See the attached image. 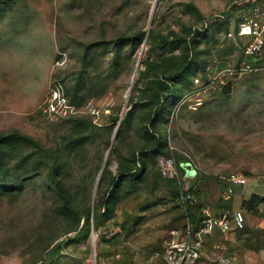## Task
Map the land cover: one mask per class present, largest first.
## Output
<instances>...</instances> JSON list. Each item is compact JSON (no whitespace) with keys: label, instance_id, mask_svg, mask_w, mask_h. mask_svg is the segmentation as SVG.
<instances>
[{"label":"rangeland","instance_id":"1","mask_svg":"<svg viewBox=\"0 0 264 264\" xmlns=\"http://www.w3.org/2000/svg\"><path fill=\"white\" fill-rule=\"evenodd\" d=\"M263 2L0 0V133L32 138L0 160V264H166L187 206L246 221L184 264H264V68L235 33Z\"/></svg>","mask_w":264,"mask_h":264},{"label":"built area","instance_id":"2","mask_svg":"<svg viewBox=\"0 0 264 264\" xmlns=\"http://www.w3.org/2000/svg\"><path fill=\"white\" fill-rule=\"evenodd\" d=\"M237 35L244 39L241 70L255 72L262 70L260 58L264 57V2L254 9L249 18L239 23ZM230 184L245 185L248 178L243 174L231 175ZM231 192V188L228 189ZM245 215L241 209L225 211L219 214L205 213L200 222L194 225L186 219L182 227L180 240L166 247L163 259L166 264H184L198 259L206 237L215 232L241 230L245 226Z\"/></svg>","mask_w":264,"mask_h":264},{"label":"trees","instance_id":"3","mask_svg":"<svg viewBox=\"0 0 264 264\" xmlns=\"http://www.w3.org/2000/svg\"><path fill=\"white\" fill-rule=\"evenodd\" d=\"M242 22V21H241ZM239 22V23H241ZM239 23L236 25L235 27V33L237 34V31H238V26H239ZM185 71H183V73L185 74ZM171 98V95H169V97H167L166 99L169 100ZM163 109V107L161 106L157 112V116L159 114V112ZM29 141H32V138L27 136V135H24V134H21L17 131L15 132H12V133H8V134H2L0 133V160L3 158V157H6L7 154L13 150H15L16 148H18L19 146L23 145V144H27ZM140 160V157H135V164H142V166L140 167V170L143 169V167H145L146 163L144 161L142 162H139ZM136 169H134V171L132 172H135ZM127 170H125L123 172L120 171L119 172V175L117 178H115L113 180V188L111 190V193L110 195L105 199L103 200L102 202V205L104 206V210L107 209V210H110L112 209L111 207V202H113V199L115 198V193L117 192V189L119 187V185L121 183H123L125 180H130L131 178H127L126 176L128 175V172L125 174ZM134 174L131 175V177H133ZM50 179L54 182H57L58 185H59V182L56 181L55 177L53 176L52 173H50ZM186 211L189 215V217L187 218L193 225L194 227L200 222V220L202 219L203 215L202 214H198L196 213L195 211H192V208L191 206H187L186 208ZM104 212V211H103ZM186 221V220H185ZM185 225V223L183 224V226ZM244 229V228H243ZM241 229V230H243ZM241 230H238V231H241Z\"/></svg>","mask_w":264,"mask_h":264},{"label":"crops","instance_id":"4","mask_svg":"<svg viewBox=\"0 0 264 264\" xmlns=\"http://www.w3.org/2000/svg\"><path fill=\"white\" fill-rule=\"evenodd\" d=\"M235 231H238V230H235ZM217 233H223V232H215L214 234H217ZM214 234H212V235H214ZM209 237V236H208Z\"/></svg>","mask_w":264,"mask_h":264},{"label":"water","instance_id":"5","mask_svg":"<svg viewBox=\"0 0 264 264\" xmlns=\"http://www.w3.org/2000/svg\"><path fill=\"white\" fill-rule=\"evenodd\" d=\"M154 10V9H153ZM134 78L132 79V82H133ZM131 88V87H130ZM98 182H99V179H98ZM98 184V183H97Z\"/></svg>","mask_w":264,"mask_h":264},{"label":"bare ground","instance_id":"6","mask_svg":"<svg viewBox=\"0 0 264 264\" xmlns=\"http://www.w3.org/2000/svg\"><path fill=\"white\" fill-rule=\"evenodd\" d=\"M136 69H137V68H135L134 74L136 73Z\"/></svg>","mask_w":264,"mask_h":264}]
</instances>
